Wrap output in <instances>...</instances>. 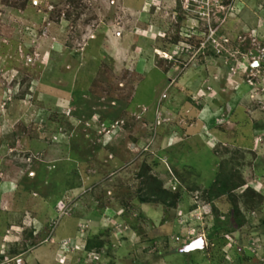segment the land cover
I'll return each mask as SVG.
<instances>
[{
    "label": "rangeland",
    "instance_id": "rangeland-1",
    "mask_svg": "<svg viewBox=\"0 0 264 264\" xmlns=\"http://www.w3.org/2000/svg\"><path fill=\"white\" fill-rule=\"evenodd\" d=\"M178 6L0 0V262L264 264V0L215 43L184 41ZM224 171L240 227L204 197ZM149 177L174 208L139 202Z\"/></svg>",
    "mask_w": 264,
    "mask_h": 264
},
{
    "label": "built area",
    "instance_id": "built-area-1",
    "mask_svg": "<svg viewBox=\"0 0 264 264\" xmlns=\"http://www.w3.org/2000/svg\"><path fill=\"white\" fill-rule=\"evenodd\" d=\"M177 5H179L178 13H180V16L183 21V26L179 27L178 35L181 36L184 41H212V43H215V41H227L224 39V37L221 35V32L223 28V23L229 18L235 10L232 6L234 4L235 0H176ZM233 1V2H232ZM231 3V4H230ZM176 15V13H174ZM218 44L214 45V48H218ZM199 50V49H198ZM217 53H219L218 50H216ZM251 59L255 57L251 56L252 53H249ZM249 57V58H250ZM255 61V59L253 60ZM252 61V62H253ZM253 65V64H251ZM232 71V69H231ZM234 74V71H232ZM251 85H253L252 81H249ZM262 98H264V85L261 89ZM262 110L264 111V101L262 105ZM117 122L111 126V128H114L115 125L117 126ZM105 130H110L105 127H103V132ZM112 130V129H111ZM111 132V131H110ZM61 205V203H59ZM58 204V205H59ZM57 205V208L59 207ZM65 205L62 207L63 209ZM61 208V209H62ZM61 209H57L60 215H66V211H61ZM204 238L203 236H201ZM70 241H64L62 243L63 246L67 245ZM12 261V259H4V261L0 264H9Z\"/></svg>",
    "mask_w": 264,
    "mask_h": 264
},
{
    "label": "trees",
    "instance_id": "trees-1",
    "mask_svg": "<svg viewBox=\"0 0 264 264\" xmlns=\"http://www.w3.org/2000/svg\"><path fill=\"white\" fill-rule=\"evenodd\" d=\"M24 1L27 2V0H24ZM109 148L111 149V147ZM223 170L224 169L222 168V172ZM222 172L217 173L215 175V178L212 184L209 186V189L203 192L204 197L207 199L208 202H212L214 199H217L218 197H221V196H226L229 199H231L230 212L234 220L236 221V224H237L236 226L240 227L244 220V216L240 209V205L241 206L244 205L243 207H245L248 210L249 209V207H247L248 200L241 199L240 203L242 204L238 206V200H236L237 197L234 195L235 194L234 192L236 189L240 188L243 184L236 183V180H234V176L231 173V171H227V173L225 171L224 173ZM237 178L239 177L236 176V179ZM148 179H150L151 184H153V186L151 184H146V186H148L146 193L144 196L139 198V202L141 204L160 205V206H165L168 208H174L177 204L176 203V197L178 196L177 193L170 192L167 189L163 188L161 182L156 178L149 177ZM243 194L241 195V198L246 197L248 199V197L249 198L259 197V194L254 193V191L248 188L243 192ZM102 247H103V242L100 241V239H97L95 241L88 240L86 241V244H85V251L89 252V251L94 250L95 252H100Z\"/></svg>",
    "mask_w": 264,
    "mask_h": 264
},
{
    "label": "water",
    "instance_id": "water-1",
    "mask_svg": "<svg viewBox=\"0 0 264 264\" xmlns=\"http://www.w3.org/2000/svg\"><path fill=\"white\" fill-rule=\"evenodd\" d=\"M204 247V240L202 238H198L189 242L184 249L186 252H190L194 250H202Z\"/></svg>",
    "mask_w": 264,
    "mask_h": 264
},
{
    "label": "clouds",
    "instance_id": "clouds-1",
    "mask_svg": "<svg viewBox=\"0 0 264 264\" xmlns=\"http://www.w3.org/2000/svg\"><path fill=\"white\" fill-rule=\"evenodd\" d=\"M158 53H159V52L156 50V51H155V54L158 55ZM57 205H58V204H57ZM57 205H56V207H55V210L58 212V210H57V209H58V208H57ZM65 210H66V208H65ZM58 213H59V212H58ZM199 238H202V237L200 236ZM202 239L204 240V244H205V239H204V238H202ZM188 243H189V242H188ZM84 251H85V246H84ZM4 259H5V258H4ZM1 261H2V260H1ZM12 261H13V260H12ZM12 261H11V262H12ZM11 262H10L9 264H11ZM0 263H2V262H0Z\"/></svg>",
    "mask_w": 264,
    "mask_h": 264
},
{
    "label": "crops",
    "instance_id": "crops-1",
    "mask_svg": "<svg viewBox=\"0 0 264 264\" xmlns=\"http://www.w3.org/2000/svg\"><path fill=\"white\" fill-rule=\"evenodd\" d=\"M144 5H145V3H144ZM144 5H143V6H144ZM172 13L174 14L175 12L173 11ZM231 21H232V20H231ZM152 41H154V40H152Z\"/></svg>",
    "mask_w": 264,
    "mask_h": 264
}]
</instances>
